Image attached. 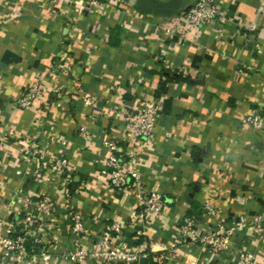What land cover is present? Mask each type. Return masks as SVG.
<instances>
[{"label": "crops", "instance_id": "0c3cea01", "mask_svg": "<svg viewBox=\"0 0 264 264\" xmlns=\"http://www.w3.org/2000/svg\"><path fill=\"white\" fill-rule=\"evenodd\" d=\"M107 1V12L93 14L83 0H0V237L18 211L29 210L27 199L47 195L54 213L43 223L54 232L39 236L49 264H96L64 257L75 249V211L86 227L81 248L118 221L123 241L157 254L158 264H238L206 244L171 248L185 216H194L201 232L264 216V0H217L230 21L188 34L172 30L196 0ZM35 83L46 92L39 109L19 108L16 99ZM85 96L96 104H85ZM156 99L162 115L148 144L128 134L124 112ZM248 115L261 123H243ZM81 126L88 140L78 135ZM30 141L48 158L66 157L70 171L58 176L24 161ZM108 141L118 153L134 150L127 165H135L138 187L118 192L108 185ZM144 187L160 190L165 204L159 215L133 221ZM231 244L264 263V238L253 227Z\"/></svg>", "mask_w": 264, "mask_h": 264}, {"label": "built area", "instance_id": "2783aa9c", "mask_svg": "<svg viewBox=\"0 0 264 264\" xmlns=\"http://www.w3.org/2000/svg\"><path fill=\"white\" fill-rule=\"evenodd\" d=\"M83 1L86 3L88 11L93 14H104L110 5L107 0ZM113 4H115L114 1ZM178 18L179 25L172 30L173 33H178V31L184 34L192 31L200 33L204 25L222 26L230 21L229 16L217 0H196L182 11ZM2 20L3 18L0 17V23ZM45 96L46 92L42 86L35 83L16 99V105L21 109L36 110L39 109L38 102ZM83 101L87 105L96 104L92 96L83 97ZM161 115L160 100H144L140 108L125 110V129L134 139H141L149 144L154 140L157 122ZM242 121L248 125L258 126L261 123V118L258 115H248ZM78 135L84 140L90 138V132L83 126L79 127ZM63 143L66 142L63 141ZM105 146L111 150L103 162L110 188L121 192L138 187L139 181L135 165L133 167L127 165L128 157L131 160L136 158L134 150L118 153V147L113 141L106 142ZM22 159L28 162L36 161L40 170L51 171L58 176H65L70 171V163L66 157L48 158L36 141L28 142L23 148ZM65 194L70 197L72 192L67 188ZM27 204L29 210L22 213L23 215L18 211L12 218L6 234L0 237V260L8 264H49L52 254L48 247L43 244L39 233L43 231L54 232L53 224L43 223L44 217L52 216L54 213L53 198L47 195L29 198ZM164 204L163 193L160 190L141 188L139 195L141 210L135 215L133 221L144 222L159 215ZM205 209L209 215L217 214V211L212 207L208 206ZM250 227L257 230L264 238L263 215H259L253 220L241 217L230 225L218 223L215 228L203 232L200 231L199 223L194 216H185L178 228L171 251L179 246L200 243L208 245L212 254L232 253L236 256L238 264H257L253 252L244 248L235 249L231 244L233 237ZM124 228V223L114 221L105 226L90 249L81 248L77 244L85 233V223L80 212H71L70 230L74 235L75 249L65 253L64 257L77 263L91 260L96 264H137L141 258L147 259V253L130 247L123 241L125 239ZM143 233L142 229L136 230L138 236L143 235ZM115 238L121 239V243L114 244Z\"/></svg>", "mask_w": 264, "mask_h": 264}, {"label": "trees", "instance_id": "16d2710c", "mask_svg": "<svg viewBox=\"0 0 264 264\" xmlns=\"http://www.w3.org/2000/svg\"><path fill=\"white\" fill-rule=\"evenodd\" d=\"M170 78L168 77V78H166L165 80L167 81V80H169ZM164 86H165V81L163 82V85H162V87H161V89L162 90H164L165 88H164ZM130 242H131V244L132 245H139L140 243H141V240H139V241H136V242H134V241H132L131 239L129 240ZM144 253H147L148 254V256H147V264H158V261H159V256L156 254H153V253H151L149 250H144L143 251Z\"/></svg>", "mask_w": 264, "mask_h": 264}, {"label": "water", "instance_id": "95a60500", "mask_svg": "<svg viewBox=\"0 0 264 264\" xmlns=\"http://www.w3.org/2000/svg\"><path fill=\"white\" fill-rule=\"evenodd\" d=\"M140 262H141V263H145V262H146V258H141V259H140Z\"/></svg>", "mask_w": 264, "mask_h": 264}]
</instances>
